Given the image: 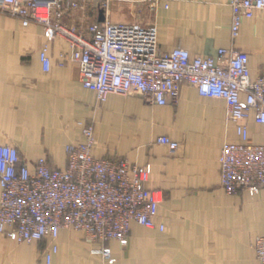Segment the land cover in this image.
Returning a JSON list of instances; mask_svg holds the SVG:
<instances>
[{"label": "crops", "instance_id": "1", "mask_svg": "<svg viewBox=\"0 0 264 264\" xmlns=\"http://www.w3.org/2000/svg\"><path fill=\"white\" fill-rule=\"evenodd\" d=\"M106 20L155 25L162 52L181 47L193 56L215 57L217 48L232 46L247 53L252 78L264 74V10L243 20L235 40L229 0H87L65 17L82 28ZM45 42L40 24L24 27L18 17L0 12V144L15 146L30 165L45 157L51 167L64 168L65 145L82 140L77 122L91 120L95 157H125L150 167L147 186L162 193L156 220L164 230L133 223L126 245L92 242L68 229L55 241L30 243L0 233V264H258L253 243L264 235V188L251 196L243 190L228 194L220 185L221 148L240 141L226 121L225 102L186 83L175 102L162 106L137 94H108L99 102L82 86L65 37L48 43L51 65L43 70L39 51ZM254 113L244 121L249 142L263 145L264 128ZM164 135L179 144L176 150L157 143ZM53 244L58 249L47 263ZM104 247L113 263L92 253Z\"/></svg>", "mask_w": 264, "mask_h": 264}, {"label": "built area", "instance_id": "2", "mask_svg": "<svg viewBox=\"0 0 264 264\" xmlns=\"http://www.w3.org/2000/svg\"><path fill=\"white\" fill-rule=\"evenodd\" d=\"M87 0H0V12L18 17L27 27L40 24L46 42L39 59L50 69L48 43L63 36L70 46V61L78 66L82 86L99 102L108 94H137L148 104L175 102L180 86L194 87L199 95L222 99L226 121L235 126L239 143L221 148L220 185L228 194L243 190L253 196L264 188V144L249 142L244 121L251 110L264 128V74L251 77L248 55L234 47H219L214 56L191 55L187 49L159 50L153 24L104 21L82 28L65 22L68 13L80 10ZM155 8L158 2H150ZM230 37L235 40L244 19L264 10V0H229ZM216 58H225L219 63ZM82 140L64 147L66 166L51 167L45 157L29 164L18 149L0 144V233L17 243L50 238L61 229L82 232L92 242L117 240L126 245L131 224L164 230L158 223L162 193L147 186L149 166L127 158H97L91 120L77 122ZM157 143L172 151L178 143L160 136ZM258 264H264V235L253 243ZM58 246L46 252V262ZM108 263L115 260L109 248L93 249Z\"/></svg>", "mask_w": 264, "mask_h": 264}, {"label": "water", "instance_id": "3", "mask_svg": "<svg viewBox=\"0 0 264 264\" xmlns=\"http://www.w3.org/2000/svg\"><path fill=\"white\" fill-rule=\"evenodd\" d=\"M99 16H100V19L103 20V16H104V10L103 9L99 10Z\"/></svg>", "mask_w": 264, "mask_h": 264}]
</instances>
